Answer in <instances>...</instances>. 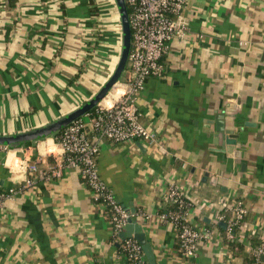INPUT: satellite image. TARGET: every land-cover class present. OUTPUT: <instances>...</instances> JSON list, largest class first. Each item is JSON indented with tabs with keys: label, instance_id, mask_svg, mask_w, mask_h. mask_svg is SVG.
<instances>
[{
	"label": "crops",
	"instance_id": "0c3cea01",
	"mask_svg": "<svg viewBox=\"0 0 264 264\" xmlns=\"http://www.w3.org/2000/svg\"><path fill=\"white\" fill-rule=\"evenodd\" d=\"M113 2L0 0V134L46 124L107 81L122 50ZM182 16L188 31L171 39L165 74L148 77L136 99L156 140L115 142L89 130L99 171L135 208L164 264H264L256 253L264 240V0H189ZM221 112L235 144L218 134ZM56 134L0 148V189H14L0 206V264H134L80 168L49 176L62 158L46 145ZM171 184L193 201L189 219L206 234L196 256L184 255L173 223L159 215L172 206ZM224 197L248 210L232 239L216 219Z\"/></svg>",
	"mask_w": 264,
	"mask_h": 264
},
{
	"label": "built area",
	"instance_id": "2783aa9c",
	"mask_svg": "<svg viewBox=\"0 0 264 264\" xmlns=\"http://www.w3.org/2000/svg\"><path fill=\"white\" fill-rule=\"evenodd\" d=\"M188 1L126 0L133 34L128 58L131 71L129 76L122 81L119 89L115 90L118 91L115 96L109 100L105 96L92 113L88 112L76 119L46 142L50 152L62 157L51 165L49 176H61L67 166L80 168L96 200L102 202L110 212L113 234L120 239L123 254L134 264L149 263L142 245L135 237H120L131 213L101 177L98 166L99 142L90 136L89 130L115 142L137 138L150 142L156 140V132L141 120L136 99L145 88L148 77L165 74L163 56L169 49L171 39L187 33L188 23L183 19L182 11ZM112 89L108 95L112 93ZM8 146L0 145V148L5 149ZM27 165L30 169L37 168L36 163ZM28 182H31V179H28ZM13 192V188L0 189V206ZM167 195L174 207L164 209L159 215L163 220L173 223L184 255L196 256L198 241L206 234L189 219L193 201L184 195L182 188L177 184L168 187ZM209 203L212 202L203 204ZM219 203L221 207L218 206L215 210L216 219L226 222V237L235 238L236 228L242 224L248 210L241 200L229 202L224 197ZM256 253L259 256L264 255V240Z\"/></svg>",
	"mask_w": 264,
	"mask_h": 264
},
{
	"label": "water",
	"instance_id": "95a60500",
	"mask_svg": "<svg viewBox=\"0 0 264 264\" xmlns=\"http://www.w3.org/2000/svg\"><path fill=\"white\" fill-rule=\"evenodd\" d=\"M115 1L120 11L122 25V50L118 63L111 76L93 96L68 113L37 127L12 134H0V145L18 147L24 141L35 140L60 131L76 119L93 110L98 105L99 101L107 96L113 86L120 80L122 73L128 63V58L132 47L133 34L126 0ZM219 115H221L223 120H217L218 134H221L225 140V143L235 144L237 142V134H235L234 130L231 128L226 127L224 120L225 113L221 112ZM133 212H135L134 207H132V211H130V213ZM221 224L226 226V222H222ZM120 236L122 238L135 237L142 245L150 264H164L163 260L157 259L154 248L151 242L148 240L142 225L138 223L137 220L132 217V215L129 217L128 222Z\"/></svg>",
	"mask_w": 264,
	"mask_h": 264
},
{
	"label": "rangeland",
	"instance_id": "374dc122",
	"mask_svg": "<svg viewBox=\"0 0 264 264\" xmlns=\"http://www.w3.org/2000/svg\"><path fill=\"white\" fill-rule=\"evenodd\" d=\"M98 2L100 3V2H103V0H98ZM114 6H112V9H111V18H114V17H116L117 16V18H119V21H120V23H121V18H120V11H119V9H118V6H117V4H116V1L114 0ZM98 14H100L101 15V13H97V15ZM117 14V15H116ZM110 17V16H109ZM122 26V25H121ZM128 63H129V61H128ZM127 63V67H128V64ZM121 81V80H120ZM121 85H120V82L118 81L116 84H115V86H114V89H112V91H115L116 89H119V87H120Z\"/></svg>",
	"mask_w": 264,
	"mask_h": 264
},
{
	"label": "bare ground",
	"instance_id": "6f19581e",
	"mask_svg": "<svg viewBox=\"0 0 264 264\" xmlns=\"http://www.w3.org/2000/svg\"><path fill=\"white\" fill-rule=\"evenodd\" d=\"M116 92H118V91H112V93L110 95L106 96V99L109 100L110 98H112V96H115L116 94H114V93H116Z\"/></svg>",
	"mask_w": 264,
	"mask_h": 264
},
{
	"label": "trees",
	"instance_id": "16d2710c",
	"mask_svg": "<svg viewBox=\"0 0 264 264\" xmlns=\"http://www.w3.org/2000/svg\"><path fill=\"white\" fill-rule=\"evenodd\" d=\"M14 0H10V2L12 3ZM95 109H93V110H91L90 111V113H92L93 111H94ZM59 133V131L57 132V134ZM171 207H174L173 205L171 206ZM108 213H110V212H108ZM222 228V227H221ZM236 230H237V228H236ZM179 246H180V249H181V245L179 244ZM149 263V262H148ZM150 264V263H149Z\"/></svg>",
	"mask_w": 264,
	"mask_h": 264
}]
</instances>
